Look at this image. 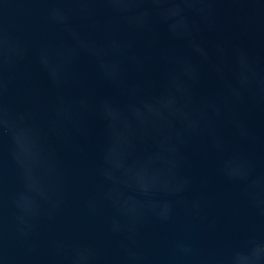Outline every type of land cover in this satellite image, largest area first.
<instances>
[{
    "label": "water",
    "instance_id": "1",
    "mask_svg": "<svg viewBox=\"0 0 264 264\" xmlns=\"http://www.w3.org/2000/svg\"><path fill=\"white\" fill-rule=\"evenodd\" d=\"M0 264H264V0H0Z\"/></svg>",
    "mask_w": 264,
    "mask_h": 264
}]
</instances>
